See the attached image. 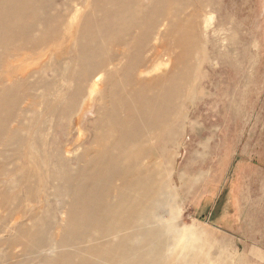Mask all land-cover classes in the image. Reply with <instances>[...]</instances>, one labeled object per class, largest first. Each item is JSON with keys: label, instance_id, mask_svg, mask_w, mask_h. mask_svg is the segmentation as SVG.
<instances>
[{"label": "bare ground", "instance_id": "6f19581e", "mask_svg": "<svg viewBox=\"0 0 264 264\" xmlns=\"http://www.w3.org/2000/svg\"><path fill=\"white\" fill-rule=\"evenodd\" d=\"M58 1L59 6L56 0H0V209L7 205L9 197L14 206L3 210L11 221L9 226H0V233H6L9 228L11 237L3 240V244H13L15 248L21 246L23 249L19 248L25 255L23 260H16L15 254L16 259L11 255L8 258L9 252L4 254L8 258L7 264H172L171 251L179 245L183 246V251L174 264H193L197 238L185 239L183 234L173 238L165 236L157 212L164 209L173 197L162 168L164 150L160 145L174 140L175 132L171 130L163 135V130L175 122L179 100L183 93L187 95L186 90H191L188 87L195 78L194 70L185 69L177 75L172 70L174 68L166 72L164 69L174 63V55L168 52L170 49L161 52L163 50L159 48H148L144 57L134 59L131 56L136 36L133 28L141 21V14L145 10L159 9L154 3L150 4L152 1L145 10L142 0H91L90 3L88 0H75L76 6L72 10L67 0ZM88 6L89 12L79 16L77 10ZM158 18L150 20L145 35L163 44L158 34L161 28L157 30ZM78 19H82V44L72 57L77 67L69 71V80L74 86L70 91L62 92L63 102H59V96L58 102L49 103V74L52 71L49 72V68L36 69L37 65L33 64L34 68L32 63L36 58L40 61V56L48 57L49 46L53 43L64 39L70 41ZM152 25L156 28L153 29ZM68 41L65 40V44ZM113 48L121 57L113 53ZM138 48L135 52L140 56L142 49ZM89 50L94 54L88 55ZM186 54L192 56L190 49ZM162 57L167 60L164 68L155 67L154 63ZM122 59L127 61L119 70ZM30 61H33L32 66ZM186 64L187 60L182 65ZM154 72L161 73L150 79ZM121 77H125V81ZM102 79L104 84L101 88ZM56 85L59 88L60 85ZM62 85V89L69 87ZM23 104L28 110L34 105L42 106L54 117L51 134L72 120L79 134L77 142L87 140L79 126L88 114L94 113L93 149L87 150L86 147V151L83 150L82 155L74 160L67 157L70 152L63 147L49 148L45 154V148L40 150L37 145L43 147L38 139L42 131L34 130L31 123L23 125L26 126L24 132L17 128L24 123V116L20 113ZM50 142L53 144V139ZM62 148L66 150L64 156L60 151ZM72 148L71 151L75 152ZM8 150H12L11 155L6 154ZM40 153L44 160L37 158ZM25 162L40 169H49L50 182L58 184L53 199L59 203V208L56 215H52L48 208V214L39 217L40 223L36 216H31L27 224L18 225L21 218L18 210L22 209H19L21 187L28 198H32L34 193L32 183L26 180L32 169L23 167ZM12 163L14 168H8ZM32 208L29 207V212ZM2 214L0 225L7 220ZM59 214L63 218L62 223L55 225ZM23 233L25 238L22 241Z\"/></svg>", "mask_w": 264, "mask_h": 264}, {"label": "rangeland", "instance_id": "374dc122", "mask_svg": "<svg viewBox=\"0 0 264 264\" xmlns=\"http://www.w3.org/2000/svg\"><path fill=\"white\" fill-rule=\"evenodd\" d=\"M149 1H152L150 4L154 3L159 9L154 8L152 12H147L145 9ZM197 1L201 2L197 3ZM58 2L56 0L59 6ZM88 2L90 3L91 0ZM67 3L72 6L71 10L76 6L75 0H67ZM141 3L145 11L141 14L139 24L133 28L136 36L131 56L134 59L144 57L148 53V48H159L163 50H160L161 52H167L170 49L168 52L174 55L172 62L175 64L177 62L178 66L173 63L164 70L168 72L174 68L172 70L177 75L185 72V69L192 68L195 74V78L191 80L188 87L191 90H186L187 95L183 93L182 96H184L179 100L180 105L177 108L178 113H175V122L170 123L163 130V135L173 130L174 140L160 145L164 150L162 168L166 175L168 190L173 195L167 206L157 212V216L162 220L165 236L173 238L183 234L185 239L195 236L197 238L194 242L196 256L194 255L193 264H264V0H142ZM77 11L78 15L83 17L89 12V6L81 7ZM159 13L161 14L158 15ZM154 17H159L157 30L161 28L158 34L165 45L158 43L159 41L155 42L152 36L145 35L150 25L148 23ZM80 20L82 19L76 21L74 37L71 38L74 41L70 38V41L59 40L60 42L57 41L58 43L49 46L50 58L49 55L48 57L43 55L40 58L38 55L40 61L36 60V56L35 62L30 61V65L31 63L37 65L36 69L49 68V72L52 71L49 74L51 84L49 103L58 102L59 96V102H63L62 92L70 91L74 86L69 80V71L72 72L77 67L72 57L76 55L75 49L78 52L82 44L80 32L82 33L83 29L80 28L82 27ZM152 26L153 29L156 28ZM92 33L94 34L95 31ZM65 40L68 41L66 42L68 45L65 44ZM164 42H167V45ZM140 44L146 49L143 50ZM62 46H66V49ZM137 47L143 51L139 53L140 56L136 55ZM116 48L112 49L114 54H117ZM189 49L192 58L186 54ZM93 52L89 50L87 53L93 55ZM178 53L180 55L175 56ZM61 56L63 59L66 58L63 60ZM117 57L121 56L117 54ZM161 59L154 63L155 67L164 68L163 64L167 62L166 57ZM176 59L181 62L178 63ZM125 60L121 61L118 69L123 67L122 64L127 61ZM185 60L187 64L183 66ZM53 61L59 63L55 64ZM160 73H151L152 77L150 75L147 78L153 79ZM61 75L62 78H66H63L64 81ZM104 79L100 82L101 88ZM121 79L125 81V77ZM57 83L60 85L59 88L62 84L69 87L62 85L63 89H59L57 85L54 86ZM52 87L58 90L55 88L54 91H56L53 92ZM23 105L20 113L24 116V123L17 128L24 132L26 126L23 125L31 123L34 130L44 132L45 134L40 132L41 135L38 138L43 143V147L37 145L40 150L45 148V154L49 148L63 147L70 152L67 157L74 160L86 149H93L94 113L88 114L79 126L87 140L77 142L76 138L79 134L72 120L69 125L63 126L65 130L59 127L62 129L57 128L55 133L51 134L54 117L42 106L34 105V108L28 110L27 105ZM33 117L34 120H32ZM65 133L67 134L64 135ZM51 139L54 141L53 144L50 142ZM153 141L150 143L152 146ZM63 148L60 151L64 156L66 150ZM71 148L75 152L71 151ZM152 153L156 154V151L152 150ZM6 154L11 155L12 150H8ZM40 155L37 158L44 160L43 154L40 153ZM31 164L22 163L23 167L32 169L26 180L32 183L34 193L32 198H28L25 189L21 187L19 192L21 207H17L22 209L18 210V216L21 217L18 225L27 224L31 216H36L40 223L39 217L47 215L48 208L52 215L58 213L59 203L53 199L58 184L50 182L48 168L40 169L38 166L34 167L35 164ZM13 165L14 163L10 164L8 168L12 169ZM8 197L7 200H12ZM21 198V201H24L23 205ZM10 200L7 203L5 201L9 208L4 204L7 207L0 209V214L3 212L2 217H7L4 209L14 207ZM30 206H33L31 212H29ZM59 215L55 219V225L62 223L63 218ZM6 219L4 223H1V227L9 226L8 222L11 218ZM167 230L169 232L166 234ZM6 231L5 235L3 232L0 233L2 236L0 247L3 245L0 248V259L5 260L7 257L5 255L9 252L8 258L12 256L14 259L17 257L16 260H23L25 255L21 246L15 248L13 244L11 246L3 244V240L11 237L10 229L7 228ZM22 235L23 241L24 233ZM10 251L13 253L10 254ZM182 251L181 245L173 247L170 254V258L174 260L171 261L172 264L179 259ZM7 259L6 262L2 260L4 263L0 260V264H7Z\"/></svg>", "mask_w": 264, "mask_h": 264}]
</instances>
